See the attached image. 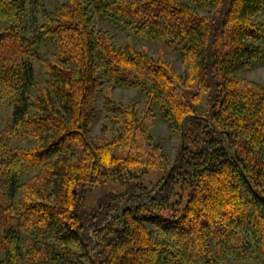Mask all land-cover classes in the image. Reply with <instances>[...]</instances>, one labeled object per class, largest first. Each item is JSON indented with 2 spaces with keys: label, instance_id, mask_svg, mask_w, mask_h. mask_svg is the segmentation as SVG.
Listing matches in <instances>:
<instances>
[{
  "label": "trees",
  "instance_id": "obj_1",
  "mask_svg": "<svg viewBox=\"0 0 264 264\" xmlns=\"http://www.w3.org/2000/svg\"><path fill=\"white\" fill-rule=\"evenodd\" d=\"M39 1L0 0V264H264V85L236 77L264 60V0ZM104 83L119 131L93 141ZM114 87L146 95L140 119ZM155 109L179 136L168 170L146 143Z\"/></svg>",
  "mask_w": 264,
  "mask_h": 264
},
{
  "label": "rangeland",
  "instance_id": "obj_2",
  "mask_svg": "<svg viewBox=\"0 0 264 264\" xmlns=\"http://www.w3.org/2000/svg\"><path fill=\"white\" fill-rule=\"evenodd\" d=\"M39 4L44 3V7L49 11L52 7V3L49 0H40ZM42 7H37L36 11L42 12ZM37 18H34L36 20L41 21V15H37ZM98 17L95 16L94 18V24L96 28H100L101 22L97 19ZM32 19V20H34ZM260 22H262L264 26V5L263 9L260 13V15L257 18ZM109 29V27H108ZM110 34L114 36L115 41L117 44H124L125 41H127L128 36L126 35V32H123L121 30H115L111 29ZM137 49L142 50L145 49L149 55H151L154 58H157L161 53L165 56V59L169 61L174 70L177 72V74L184 75L183 72V66L181 64L180 55L177 52H172L165 48L164 44L161 42L151 41V40H135ZM264 47V44H262ZM44 49L41 48V51ZM33 67L35 70V80L39 85L44 84V71L39 67V65L36 62H33ZM239 79H246L250 81H254L260 85H264V60L254 65L249 70L242 71L240 73H237L236 75ZM108 85L105 83L102 85V93L97 97L96 103H95V109H96V118L95 122L92 125L89 136L90 139L93 141L98 140L99 138H102L104 135L108 137L114 136L116 133H118L119 129L117 126H115L111 120L110 116L105 113L103 109L104 104V95L107 92ZM110 93L112 95V99L116 103H120L123 105H127L129 103H136L137 104V114L138 118L140 119L142 116V113L144 112L147 104V97L146 95L137 89L133 88H125V87H114L110 90ZM201 109L205 108V102L202 101L200 105ZM155 109L153 111V115L151 117V120L146 125V132H145V138H147L146 143L147 146H153L156 147L161 154V161L163 164V169L168 170L172 164L173 160L176 156V152L179 146V136L177 133H173L165 121L160 117V115L156 112ZM10 115V106L5 105L0 108V119H1V127L5 126V123L8 121ZM103 130L105 132L103 133ZM19 146H26L27 142L25 140H20ZM22 142V143H21ZM144 143V142H143ZM166 171H159V172H148L143 175V183L147 187L151 188L154 183L161 178ZM28 174H26L27 177ZM115 188L112 185L105 186V188L101 191L92 192L89 194L88 198V206L91 207L95 204L96 199L107 190H111ZM116 189V188H115ZM5 201L3 199V196L0 194V205L4 204ZM23 264H27L26 262H23ZM235 264H258L257 262L251 261V262H243V263H235Z\"/></svg>",
  "mask_w": 264,
  "mask_h": 264
},
{
  "label": "water",
  "instance_id": "obj_3",
  "mask_svg": "<svg viewBox=\"0 0 264 264\" xmlns=\"http://www.w3.org/2000/svg\"><path fill=\"white\" fill-rule=\"evenodd\" d=\"M170 173H171V171L169 172V174H170ZM169 174H168V175H169Z\"/></svg>",
  "mask_w": 264,
  "mask_h": 264
}]
</instances>
